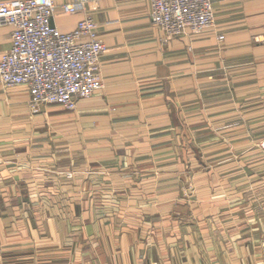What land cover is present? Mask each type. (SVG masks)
Listing matches in <instances>:
<instances>
[{"label": "crops", "instance_id": "obj_1", "mask_svg": "<svg viewBox=\"0 0 264 264\" xmlns=\"http://www.w3.org/2000/svg\"><path fill=\"white\" fill-rule=\"evenodd\" d=\"M54 1L82 6L57 12L62 33L97 24L104 88L31 115L28 89L0 82V264H264V147L238 165L237 147L201 149L192 180L173 158L189 122L264 136L238 111L264 107V0H212L214 29L169 41L150 0Z\"/></svg>", "mask_w": 264, "mask_h": 264}, {"label": "built area", "instance_id": "obj_2", "mask_svg": "<svg viewBox=\"0 0 264 264\" xmlns=\"http://www.w3.org/2000/svg\"><path fill=\"white\" fill-rule=\"evenodd\" d=\"M150 3L151 21L166 41L216 26L212 0ZM81 7L79 3L58 6L54 0L0 2V27L12 29L10 49L0 53V82L5 88L26 87L34 112L50 105L75 111L80 101L104 88L100 68L108 49L93 18L87 16L70 33L53 24L58 11L71 15ZM257 41L264 44V36Z\"/></svg>", "mask_w": 264, "mask_h": 264}, {"label": "rangeland", "instance_id": "obj_3", "mask_svg": "<svg viewBox=\"0 0 264 264\" xmlns=\"http://www.w3.org/2000/svg\"><path fill=\"white\" fill-rule=\"evenodd\" d=\"M72 3H78V1L77 2L75 1ZM65 4H71V3H65ZM65 4H62V5H65ZM89 17L92 18V16H89ZM45 108L46 107H42L39 109L38 112H34L32 108L29 107V113L31 115H38V114H41ZM238 111L242 113L240 115L246 114L247 116H248V111H251L249 115L252 116L253 118H257V116L260 114L264 115V107L261 108V106H255V105H253L249 109L246 108V109L238 110ZM208 125L210 126V129ZM230 125H232V123ZM244 126H245L244 123H238L235 125V127H238V128L244 127ZM246 126H247V130H248V127L250 130H253V134H257L261 130L264 133V118L262 122L258 120H254V121L252 120L250 121V123L247 122ZM206 127L207 129L205 130V133H204L205 135L203 137L200 136L201 138H199L197 127L195 126V124L191 122H189L188 124H183L182 138L180 139V134H179L178 142L173 146L174 147L173 158L175 159L176 162H182L183 164H185L186 168H185V171L182 173V176L185 178H189L190 180L195 179L196 173L194 172L195 170L192 168V163L197 162L200 159L199 150L201 149H204V148L205 149L206 148L223 149V146H226V144H227V147L229 148L237 147L239 148V151L235 152V154L232 155V158H233L232 160L234 161L233 163L235 165H238V164H247L250 161L254 162L256 160L254 158H256L257 156H253V157L248 156V151L246 154L243 153L244 152L243 150L245 149L248 150V146H251V148L261 147V146L264 147V136L259 137L260 136L259 134L257 136L255 135L251 139L244 140L243 138H241V139L231 141L228 137L225 136V134L232 128V127H229L228 123L207 124ZM212 129L216 132H218V130L221 129L220 134L223 132V135L217 134L218 137H216L215 140L208 139L211 136V135H208V133L209 131H212ZM177 130L178 132H180V126H178ZM233 130H235L234 126H233ZM73 174L74 173L72 172L64 173L65 178L67 179L73 178L74 177ZM191 185H193V183ZM190 187L188 188L191 189Z\"/></svg>", "mask_w": 264, "mask_h": 264}]
</instances>
